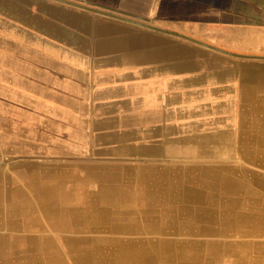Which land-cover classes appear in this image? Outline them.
<instances>
[{"label": "crops", "instance_id": "crops-1", "mask_svg": "<svg viewBox=\"0 0 264 264\" xmlns=\"http://www.w3.org/2000/svg\"><path fill=\"white\" fill-rule=\"evenodd\" d=\"M173 255L264 264V0H0V264Z\"/></svg>", "mask_w": 264, "mask_h": 264}, {"label": "rangeland", "instance_id": "rangeland-1", "mask_svg": "<svg viewBox=\"0 0 264 264\" xmlns=\"http://www.w3.org/2000/svg\"><path fill=\"white\" fill-rule=\"evenodd\" d=\"M177 183H176V180L174 179L173 180V185H176ZM164 240V239H163ZM172 241H174V242H177V243H179V242H181V243H186V240H183L182 238H180V237H174L173 239H172ZM172 241H169L168 239H165L164 240V242L166 243H168V242H172ZM193 242L196 244V240L195 239H193ZM156 243H160V241H156ZM160 248V246H156V249H159ZM155 249V248H154ZM192 254V253H191ZM175 255H173L172 257H174ZM186 257H191V258H196L197 256L196 255H185ZM184 256V257H185Z\"/></svg>", "mask_w": 264, "mask_h": 264}, {"label": "bare ground", "instance_id": "bare-ground-1", "mask_svg": "<svg viewBox=\"0 0 264 264\" xmlns=\"http://www.w3.org/2000/svg\"><path fill=\"white\" fill-rule=\"evenodd\" d=\"M115 228V227H114ZM119 230V229H118ZM109 233V231H108ZM181 235V234H180ZM71 241V240H70ZM174 242V241H173ZM138 247V246H137ZM166 247V246H165ZM136 248V247H135ZM153 249V248H152ZM172 250H177V251H181V247L178 246V243L174 242L172 243ZM172 253V252H171ZM83 259V258H82ZM181 257H179V255H175L174 257H172V261H173V264H178L180 261H181ZM186 263V262H185Z\"/></svg>", "mask_w": 264, "mask_h": 264}, {"label": "water", "instance_id": "water-1", "mask_svg": "<svg viewBox=\"0 0 264 264\" xmlns=\"http://www.w3.org/2000/svg\"><path fill=\"white\" fill-rule=\"evenodd\" d=\"M95 12H97V13H99V14L107 15V16H110V17H114V18L121 19V18H119V17H117V16L109 15V14H106V13H103V12H100V11H95ZM127 21H128V20H127ZM130 22H131V21H130ZM133 23L138 24V23H136V22H133ZM139 25L144 26L143 24H140V23H139Z\"/></svg>", "mask_w": 264, "mask_h": 264}]
</instances>
